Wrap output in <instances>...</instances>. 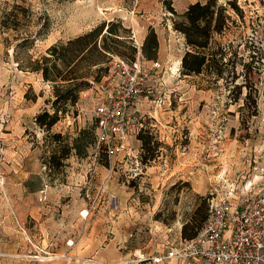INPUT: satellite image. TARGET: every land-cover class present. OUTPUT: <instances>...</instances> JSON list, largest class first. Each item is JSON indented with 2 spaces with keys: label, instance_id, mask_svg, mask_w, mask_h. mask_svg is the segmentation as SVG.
I'll use <instances>...</instances> for the list:
<instances>
[{
  "label": "rangeland",
  "instance_id": "rangeland-1",
  "mask_svg": "<svg viewBox=\"0 0 264 264\" xmlns=\"http://www.w3.org/2000/svg\"><path fill=\"white\" fill-rule=\"evenodd\" d=\"M195 1L205 0H0V21L15 3L30 10L17 31L0 24V264H147L138 257L178 240L183 225L207 213L217 193H241L249 182L264 193V175L256 170L264 166V0H237L241 12L217 0L230 20L213 39L230 43L227 57L234 49L251 59L248 82L180 72L187 48L173 21ZM102 23L123 27L136 57L149 50L143 45L151 31L158 42L152 60L142 56L148 68L159 62L152 71L156 99L143 101L136 116L130 134L136 158L119 162L94 143L93 105L105 82L80 91L46 131L34 118L49 109L51 83L24 68L50 45ZM107 45L131 55L111 40ZM240 69L236 62L234 70ZM139 129L150 137L148 151ZM65 145L71 148L61 164L49 166L50 155Z\"/></svg>",
  "mask_w": 264,
  "mask_h": 264
},
{
  "label": "trees",
  "instance_id": "trees-1",
  "mask_svg": "<svg viewBox=\"0 0 264 264\" xmlns=\"http://www.w3.org/2000/svg\"><path fill=\"white\" fill-rule=\"evenodd\" d=\"M228 5L237 12L241 9L237 5V0H225ZM170 12L175 14L171 5H168ZM30 10L23 5L15 3L12 7L3 12L1 17V27L6 30H19L22 19ZM226 8L217 5V0H205L204 2L195 1L187 5L181 14H177V19L173 21L174 29L184 38L187 50L181 58L180 72L183 75H201L214 80L228 78H242L246 82L253 78L251 59L238 55L233 49L231 56L230 43H222L213 39L215 34L221 35L229 28L228 21L230 15L226 14ZM123 27L120 30L114 28V23H102L92 29L69 38L66 41L56 42L46 49V53L39 57L29 60L24 68L41 74L42 79L51 83L53 98L47 99L48 108H44L35 116V122L44 130L49 131L51 127L65 115L69 106L75 105L80 91L87 89L90 84L98 83L108 74L109 67L106 63L108 56H116L126 60L136 58V47L131 39L125 34ZM36 34L26 35L16 47L31 43ZM33 36V38H32ZM107 40L125 46L130 50V57H124L117 47L107 45ZM148 43V44H147ZM157 39L153 31L150 32L143 46H149V50L143 47L146 59H151L152 50L157 48ZM247 57V56H246ZM248 57H250L248 55ZM236 62L240 64V72H236ZM240 89V84L237 85ZM250 97V91L246 93V98ZM32 100L36 95H32ZM82 132V131H81ZM141 132V133H140ZM144 130L137 132L138 139L142 141V147L148 151L150 149V137L144 135ZM56 136V135H55ZM59 136V135H57ZM79 136L73 139V148L77 149ZM69 146L60 148L59 155L52 153L49 157V166L60 165L62 157H66L70 151ZM208 205V204H207ZM197 213V211H196ZM208 215L202 214L197 221L192 217L190 224L182 227V238L190 239L194 237L202 227Z\"/></svg>",
  "mask_w": 264,
  "mask_h": 264
},
{
  "label": "built area",
  "instance_id": "built-area-1",
  "mask_svg": "<svg viewBox=\"0 0 264 264\" xmlns=\"http://www.w3.org/2000/svg\"><path fill=\"white\" fill-rule=\"evenodd\" d=\"M108 67V74L99 82L100 86L105 82V86L93 105L94 143L106 157L119 162L123 158H136L130 134L138 122L136 116L140 115L141 103L156 99V79L152 71L159 67V62L152 61L148 68L142 56L132 61L113 56ZM256 170L264 175V166ZM254 188L249 182L241 193L234 188L217 193L208 200L207 218L194 237H181L168 243L163 253L140 256L137 262L264 264V193L261 194L262 189L253 191ZM73 243L70 239L66 245Z\"/></svg>",
  "mask_w": 264,
  "mask_h": 264
},
{
  "label": "crops",
  "instance_id": "crops-1",
  "mask_svg": "<svg viewBox=\"0 0 264 264\" xmlns=\"http://www.w3.org/2000/svg\"><path fill=\"white\" fill-rule=\"evenodd\" d=\"M99 85V84H98ZM141 104H143V102L141 103ZM178 239H180L181 238V234H180V232L178 233V237H177ZM165 250V249H164ZM164 250H159V251H157L156 253H154V255L155 254H161V253H163L164 252ZM170 261V260H169ZM168 261V262H169ZM173 261H176V262H180L181 264H183L184 262L183 261H177V260H173Z\"/></svg>",
  "mask_w": 264,
  "mask_h": 264
}]
</instances>
